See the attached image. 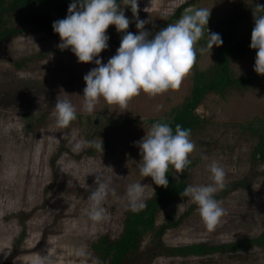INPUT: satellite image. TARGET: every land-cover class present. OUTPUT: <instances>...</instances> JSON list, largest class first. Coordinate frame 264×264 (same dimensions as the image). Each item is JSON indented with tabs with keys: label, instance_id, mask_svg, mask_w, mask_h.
<instances>
[{
	"label": "rangeland",
	"instance_id": "obj_1",
	"mask_svg": "<svg viewBox=\"0 0 264 264\" xmlns=\"http://www.w3.org/2000/svg\"><path fill=\"white\" fill-rule=\"evenodd\" d=\"M182 1L192 3L187 4L180 17L193 9L207 8L210 23L224 18L237 0H137L139 19L148 21L144 30L154 35L169 18L173 6ZM241 2L259 4L264 0ZM123 11L130 21L126 32L138 34L131 8L124 6ZM249 24L250 21L240 23L238 36ZM207 28L211 31L212 25ZM126 32L118 33L110 25L106 31L108 43L121 40ZM60 42L59 35L50 38L36 32L18 34L0 45V264L17 244L21 251L12 264H96L90 244L99 235H115L120 229L128 206L127 187L140 182L149 186L144 197L151 192V178L140 174L143 161L138 142L155 120L168 115L182 101L191 87L194 67L178 90L155 97L141 92L126 109L108 105L101 98L89 115L83 111V77L96 67L95 59L107 63L120 42L110 44L91 63L78 62L70 48L58 47ZM195 47L205 46L197 43ZM37 53L43 55L38 57ZM255 56L256 50L252 49L234 59L231 63L234 73L241 74L253 66ZM212 59V49L210 54L199 51L196 55L201 69ZM64 99L74 105L77 118L69 127L55 129L54 106L56 100ZM158 105L162 106L159 111ZM27 112L37 113L39 118L28 117ZM196 112L207 118L210 125L204 133L191 138L196 147L189 158L204 151L208 159L194 166L189 185L211 182L206 165L213 160L224 167L225 183L243 176L256 139L243 135L237 125L264 116V79L246 90H230L225 97L209 94ZM50 135L59 139V143L50 140ZM97 138L102 141V153L97 149L88 153L90 147L74 150L77 141ZM62 142L65 149L55 158L57 177L51 184L50 159ZM258 167L264 169V161ZM97 175L116 192L115 197L109 193L103 202L106 218L100 222L92 221L87 214L88 197L97 187ZM48 184L51 186L44 191ZM45 197L49 199L44 201ZM217 200L227 214L214 231L207 230L194 206L181 225L166 231L165 243H221L255 236L264 230V175L258 176L250 189H239ZM194 204L190 197L174 201L159 213L156 223L169 215L177 218ZM30 209H34L33 214L21 223L15 214ZM47 228L53 231L46 234L40 245ZM151 264H264V246H252L237 254L158 256Z\"/></svg>",
	"mask_w": 264,
	"mask_h": 264
},
{
	"label": "clouds",
	"instance_id": "obj_2",
	"mask_svg": "<svg viewBox=\"0 0 264 264\" xmlns=\"http://www.w3.org/2000/svg\"><path fill=\"white\" fill-rule=\"evenodd\" d=\"M124 6L131 8L138 34L126 32L130 21L124 14ZM138 12L137 0H122L121 3L117 0H73L69 4L67 16L52 25L61 41L58 47L70 48L80 63L93 62L94 58L107 49L109 37L106 31L110 25H114L118 33L126 32L121 37L116 54L107 63L95 59L96 67L83 77V111L89 115L94 113L101 98L108 105L126 109L128 103L141 92L155 97L169 90H178L196 62L195 46L204 36L205 28L207 44L199 49L201 53L210 54L214 45L219 47L223 43L218 33L209 34L207 25L210 9H193L190 14L183 15L154 35L144 30L148 21L139 19ZM253 21L249 47L256 50L254 71L258 75H264V5L255 4ZM161 107L158 105L157 111ZM54 115L55 129L67 128L77 118L76 108L67 99L56 100ZM49 139L59 143L55 136L50 135ZM84 147H94L101 153L103 151L99 138L93 141L80 140L74 144L76 151ZM138 147L143 161L140 174L151 177L155 185L166 188L169 168L174 170V178L178 180L179 174L191 163L189 157L196 146L191 139L190 129L177 124L173 131L168 123L156 122L138 142ZM201 158L208 159L203 155ZM206 168L211 182L189 185L182 195L190 197L197 205L202 222L211 232L227 214L222 203L214 198L217 192L225 188L226 172L216 160L207 164ZM95 184L97 187L88 197L90 208L87 214L92 221L100 222L106 218L103 202L109 193L115 197L116 192L109 188L108 183L101 181L98 175ZM147 187L149 186L140 182L127 187L126 196L131 211H139L145 207L143 200Z\"/></svg>",
	"mask_w": 264,
	"mask_h": 264
},
{
	"label": "trees",
	"instance_id": "obj_3",
	"mask_svg": "<svg viewBox=\"0 0 264 264\" xmlns=\"http://www.w3.org/2000/svg\"><path fill=\"white\" fill-rule=\"evenodd\" d=\"M72 2L73 0H0V45L21 33L39 32L50 38H57L58 34L53 31L52 25L55 21L67 16L69 4ZM117 2L121 3V0H117ZM188 3H192V1H182L174 5L169 18L158 28L162 29L168 24L175 23ZM257 3L246 5L241 0H237L224 18H216L208 23L212 25L209 34L218 33L222 38V45L212 47L213 59L206 68H199L195 62L189 92L168 115L159 117L155 123L166 122L173 131L179 124L182 128L191 130L192 138L199 133H204L210 125L207 118L196 112V109L209 94L225 97L230 90H246L264 79V75H258L254 71V65L241 74H235L231 67L234 59L252 50L249 45L251 31L254 27L253 10ZM259 4L264 5V2H259ZM245 21H250V24L244 33L238 36V27ZM120 41H112L108 43V46L113 42ZM197 43L206 46L207 30H204V36ZM196 51L199 53L197 47ZM42 55V53H37L38 57ZM17 63L20 64V61ZM27 113L28 117L39 118L37 113ZM91 123L96 125L94 119L91 120ZM237 126L243 135L246 134L247 137L256 139L250 153V164L243 176L226 182L225 188L215 194V199H222L239 189L248 190L258 176L264 175V169L258 167L264 161V116L240 122ZM66 139L67 135L63 139L64 142ZM64 142L59 144L50 159L53 172L51 184L57 177L55 158L65 149ZM94 150H96L94 147H90L87 152L92 153ZM202 155H205L204 151L199 152L193 159L189 158L191 163L183 173L179 174L178 180L174 178L176 173L170 167L167 173L168 186L166 188L155 185L151 179V192L143 200L145 207L133 212L127 206L118 232L115 235L101 234L91 242L90 249L96 264H151L158 256H202L217 252L237 254L252 246H264V230L255 236H243L221 243L196 242L183 245L165 243L163 236L166 231L181 225L193 207L197 205L190 206L177 218L171 215L166 216L158 224L156 223L157 217L170 203L187 197L182 193L188 187L190 174L194 166L202 160ZM51 184L46 185L44 191H47ZM48 199L45 197L44 201ZM33 210H19L15 216L24 224L33 214ZM59 216L58 214L56 218ZM52 231L53 229L49 228L43 231L39 240L40 245L45 241L46 234ZM20 251L17 244L1 264H12Z\"/></svg>",
	"mask_w": 264,
	"mask_h": 264
}]
</instances>
